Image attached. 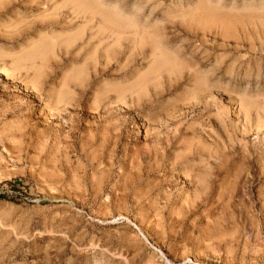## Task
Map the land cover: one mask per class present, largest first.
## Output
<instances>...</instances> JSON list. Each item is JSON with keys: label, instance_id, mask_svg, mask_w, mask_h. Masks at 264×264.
Returning a JSON list of instances; mask_svg holds the SVG:
<instances>
[{"label": "rangeland", "instance_id": "1", "mask_svg": "<svg viewBox=\"0 0 264 264\" xmlns=\"http://www.w3.org/2000/svg\"><path fill=\"white\" fill-rule=\"evenodd\" d=\"M0 264H264V0H0Z\"/></svg>", "mask_w": 264, "mask_h": 264}, {"label": "bare ground", "instance_id": "2", "mask_svg": "<svg viewBox=\"0 0 264 264\" xmlns=\"http://www.w3.org/2000/svg\"><path fill=\"white\" fill-rule=\"evenodd\" d=\"M56 18H47L45 21L46 22H51V21H54ZM55 24V23H54ZM53 26V25H52ZM65 46V48H63V49H66V48H68V45L66 44V45H64ZM42 49H43V46H36V47H34L33 49H31V51H30V53H29V55H27L24 59H22V62H26V61H33V60H36V59H38V60H40V62L42 63V60H44L43 59V56H42V54L44 53L43 51H42ZM168 58H167V56H166V58H162V59H160L159 61H157L156 62V64H155V66H154V70H153V72H159V71H161V70H163V69H165V70H167V71H170V70H173L174 69V66L173 65H171L169 62H168ZM96 69V68H95ZM94 69V70H95ZM155 77V76H154ZM154 82V78H152L151 80H150V78L149 79H145L140 85H139V87H140V89H145L148 85H150V84H152ZM65 165V164H64Z\"/></svg>", "mask_w": 264, "mask_h": 264}]
</instances>
